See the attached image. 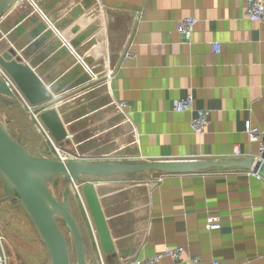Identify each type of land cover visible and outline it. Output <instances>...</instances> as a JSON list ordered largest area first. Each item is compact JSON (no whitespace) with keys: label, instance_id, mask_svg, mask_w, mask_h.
I'll return each mask as SVG.
<instances>
[{"label":"crops","instance_id":"crops-1","mask_svg":"<svg viewBox=\"0 0 264 264\" xmlns=\"http://www.w3.org/2000/svg\"><path fill=\"white\" fill-rule=\"evenodd\" d=\"M33 1L70 48L23 0L0 18V42L53 95L44 109L57 111L77 156L73 161L114 153L135 163L256 158L257 146L248 143L244 126L250 122L264 130V24L244 17L243 0ZM96 3L100 14L94 19ZM186 17L197 20L189 42L176 32ZM71 43L99 78L109 67L106 57L114 65L110 79L91 83L73 64ZM212 44L220 46L219 54ZM188 96L195 110L208 114L202 136L191 132L189 113L174 111L175 102ZM119 103L129 109L113 123ZM125 128L129 142L121 146ZM144 187L145 218L133 228V211L106 217L100 202L125 189L97 193L114 246V256L106 257L111 263L180 247L184 253L176 264H264V180L252 172L158 174ZM96 188L114 189L108 182ZM209 216L219 218V230L205 229ZM116 219L123 221L115 228Z\"/></svg>","mask_w":264,"mask_h":264},{"label":"water","instance_id":"water-1","mask_svg":"<svg viewBox=\"0 0 264 264\" xmlns=\"http://www.w3.org/2000/svg\"><path fill=\"white\" fill-rule=\"evenodd\" d=\"M12 0H1L0 18ZM0 68L17 86L25 100L35 108L53 101V95L37 78L29 66L12 49L0 54ZM0 97L16 101L15 96L0 80ZM39 120L47 129L53 142L60 149H69L67 131L54 108L44 109ZM0 118V182L4 194L17 201L18 206L33 227L39 241L44 244L51 264H70L68 248L59 231L56 219L65 226L70 253L72 251L69 233L74 243L76 262L72 264H92L86 255L83 241L75 220L69 213L66 189L61 203H58L48 189L51 182H64L73 185L80 179H107L119 175L123 178L135 177L141 173L164 175H185L212 170H245L264 180V164L254 159L243 161H160L135 163L133 161L114 162H61L41 157L34 150L24 149L20 142L12 139L6 129L5 119ZM69 151H72L69 149ZM85 177V178H82ZM88 177V178H86ZM83 200L88 208L100 250L105 257L114 256V246L103 215L99 198L93 183L81 189Z\"/></svg>","mask_w":264,"mask_h":264},{"label":"rangeland","instance_id":"rangeland-1","mask_svg":"<svg viewBox=\"0 0 264 264\" xmlns=\"http://www.w3.org/2000/svg\"><path fill=\"white\" fill-rule=\"evenodd\" d=\"M22 0H12L10 5L14 6L17 2ZM26 1L33 7V11L35 12V18L44 25V27H48V25L52 26V24L48 21L46 15L39 9L38 4L33 0H23ZM9 5V6H10ZM97 5V3H96ZM100 9L98 5L94 8V19L97 18L100 14ZM92 22V21H91ZM3 26H0V30ZM48 32L52 33L51 29H48ZM63 34V33H62ZM62 39L64 38L63 35ZM70 44L65 42L64 48H68ZM7 44L6 41L0 42V54L7 51ZM71 58L73 64L80 69L87 75L88 79L91 83H103L107 82L113 71V66L109 64L108 59L105 57L103 61L108 62V69L103 74L101 78L92 74L90 70V66L86 64L85 58H83V54H80L79 50L73 46L71 43ZM108 70V71H107ZM72 96V92H71ZM98 104L92 105L91 109H94ZM46 106V105H45ZM40 107V111L44 108ZM37 109V111H38ZM84 110V109H83ZM78 113V112H74ZM113 123H116L121 117L122 112L117 108H113ZM0 118L1 121L5 119L9 121L6 125L7 132L12 137L13 140L16 142H20L21 146L26 150H34L36 151L41 157H46L52 160H58L57 153L54 149L57 146L53 142L54 147L51 143L47 140V138L38 131L36 128L35 122L31 119V116L27 113L21 103L16 100H9L6 98L0 97ZM97 117H94V119ZM99 118V117H98ZM97 118V119H98ZM112 123V122H110ZM105 127L100 125L98 130L101 133V130ZM126 127V124H125ZM126 128L125 133L123 132V139L120 140L119 145L123 146L127 144L129 138L127 136ZM88 135V132H86ZM81 139L85 136L84 133L80 134ZM53 141V140H52ZM77 142L82 141L79 138L76 140ZM115 139L112 140L114 142ZM128 141V142H126ZM116 143V141H115ZM71 147V145H70ZM62 153L69 155L71 158H77L74 153H71L69 149H61ZM80 156H84V154L78 153ZM78 155V156H79ZM86 158H80L81 160H87V162H114V161H129L130 158L126 154L120 155L115 154L112 156H106V154H93L87 155ZM124 175H119L107 179L97 180V179H80L78 182L75 183V186L78 187L79 193H77L74 185H66L64 182H51L48 184V189L50 193L53 195L55 200L58 203H61L63 198V192L67 187L69 192L68 196V205H69V213L72 218L75 220L82 241L84 245V250L87 256H89L92 260V264H120L124 262L121 260L120 262H110L107 260L105 256H103L99 243L98 238L95 232L94 224L92 222L90 213L88 208L83 200L81 189L87 183H93L95 186H98L99 183H112L114 189H101L97 193L100 197L105 195L114 194L117 191L124 192L113 195L108 198L101 199V205L104 208V213L106 217L115 216L123 211H133L131 213L132 218V228L138 226L145 218V211L143 206L144 202V190L149 181L154 179L158 173L148 172V173H141L135 177L123 178ZM85 178V177H82ZM88 178V177H86ZM117 186H115V184ZM111 185V184H109ZM143 186V187H142ZM123 201V202H122ZM130 216V215H129ZM122 219H116L114 223H112L113 227H119V224H122ZM59 231L61 232L65 243L68 248L69 254V261L70 264L76 262V254L74 243L72 240V236L69 233V239L71 241L72 251L70 253L68 235L65 226L62 224L60 219H56ZM119 223V224H118ZM0 238H1V247L6 256L7 264H51L49 255L43 243H41L31 226L30 222L22 212L21 208L18 206L17 201L12 200L9 194H4L3 186L0 182ZM112 258V257H111ZM122 259V258H121Z\"/></svg>","mask_w":264,"mask_h":264},{"label":"built area","instance_id":"built-area-1","mask_svg":"<svg viewBox=\"0 0 264 264\" xmlns=\"http://www.w3.org/2000/svg\"><path fill=\"white\" fill-rule=\"evenodd\" d=\"M244 2V17L249 21L256 23V24H264V1L263 0H243ZM197 20L193 17H186L182 18L177 22L176 25V32L183 37V39L187 42L191 40L192 33L194 31L195 25ZM48 29H51L53 35L58 38L62 46H65V42L62 40L61 32H58L54 29L53 26L48 25ZM68 48H70L68 46ZM212 52L214 54L220 53V46L218 44H212ZM0 80L5 83V85L9 88L12 94L15 96L16 100H18L27 113L31 116V119L35 122L36 128L40 133H42L47 140L53 145L52 138L48 133L47 129L39 120V114L42 112L40 109L32 107L29 103L25 100L22 96L21 92L17 88V86L12 82V80L7 76V74L0 68ZM122 113H125L129 106L125 103H119L116 106ZM38 109V111H37ZM174 111L177 113L187 112L191 115L189 120V127L191 132L194 135L202 136L205 132L206 126L208 124V114L202 110H195L193 108V100L190 96L175 102L174 104ZM244 134L247 137L248 143L255 144L257 146V155L254 160L261 164H264V130L259 128L253 127L250 122H246L244 126ZM58 148V147H57ZM58 161L67 162L73 161L74 159L71 158L69 155L62 153L60 148L56 149L54 147ZM236 152V150H235ZM77 161V160H75ZM253 176L257 180H263L257 175L253 174ZM77 193L78 187L73 184ZM220 220L217 216H209L206 220L205 229L207 231L219 230L220 229ZM0 264H6V257L4 252L2 251L1 247V238H0ZM184 253V250L180 247L176 248H163L162 251L156 253L155 255L144 258L142 260H134V261H124L120 264H159L165 259H169L173 264L180 262L181 257Z\"/></svg>","mask_w":264,"mask_h":264},{"label":"bare ground","instance_id":"bare-ground-1","mask_svg":"<svg viewBox=\"0 0 264 264\" xmlns=\"http://www.w3.org/2000/svg\"><path fill=\"white\" fill-rule=\"evenodd\" d=\"M1 54H2V53H1ZM94 187H95V190H96V192H97V188H96L95 184H94Z\"/></svg>","mask_w":264,"mask_h":264},{"label":"flooded vegetation","instance_id":"flooded-vegetation-1","mask_svg":"<svg viewBox=\"0 0 264 264\" xmlns=\"http://www.w3.org/2000/svg\"><path fill=\"white\" fill-rule=\"evenodd\" d=\"M13 200V199H12Z\"/></svg>","mask_w":264,"mask_h":264}]
</instances>
